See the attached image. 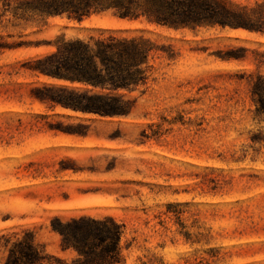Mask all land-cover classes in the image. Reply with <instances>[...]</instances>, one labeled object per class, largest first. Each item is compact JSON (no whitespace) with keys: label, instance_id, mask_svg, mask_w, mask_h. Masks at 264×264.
Segmentation results:
<instances>
[{"label":"rangeland","instance_id":"1","mask_svg":"<svg viewBox=\"0 0 264 264\" xmlns=\"http://www.w3.org/2000/svg\"><path fill=\"white\" fill-rule=\"evenodd\" d=\"M14 7L18 0H0V12L7 10L0 24V233L33 229L50 253L70 261L75 253L61 250L50 220L109 215L126 224L132 242L122 264H264V144L251 141L264 133V118L254 114L248 77L258 70L252 55L243 62L217 55L230 44L264 51V35L173 30L111 12L82 22L42 20L18 17ZM109 34L144 35L180 54L152 61L145 92L131 94L138 100L129 116L51 109L31 97L37 84L66 83L35 75L26 63L55 51L61 36ZM77 123L89 126L87 135L62 129Z\"/></svg>","mask_w":264,"mask_h":264},{"label":"trees","instance_id":"2","mask_svg":"<svg viewBox=\"0 0 264 264\" xmlns=\"http://www.w3.org/2000/svg\"><path fill=\"white\" fill-rule=\"evenodd\" d=\"M11 10L15 13L18 10V17L28 14L47 20L66 16L77 22L111 12L130 23L173 30H242L264 35V0H255L253 4L234 0H18V8ZM6 11L0 12V24ZM5 47L0 37V51ZM217 55L226 62H243L252 55L258 71L248 75L251 99L256 118H264V75L259 71L264 69V51L230 44ZM179 57L172 44L159 43L144 35L109 34L87 39L61 36L55 51L26 65L35 75L66 84H37L31 97L51 109L60 107L99 117H126L138 100L131 94L144 93L147 88L154 69L152 61L160 58L174 62ZM62 129L70 134L87 135L89 126L77 123ZM158 134L159 131H154V135ZM251 141L263 145L264 133L253 134ZM175 215L178 220V213ZM50 230L60 236L62 251L75 253L70 261L50 253L46 245L38 242L36 232L25 228L0 233V264H122L125 251L132 246L125 239L126 224L109 215L55 216L50 220Z\"/></svg>","mask_w":264,"mask_h":264}]
</instances>
